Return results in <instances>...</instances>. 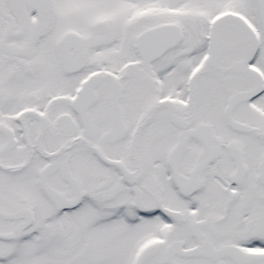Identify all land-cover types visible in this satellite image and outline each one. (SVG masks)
Returning <instances> with one entry per match:
<instances>
[{
	"label": "snow or ice",
	"instance_id": "6c2138e0",
	"mask_svg": "<svg viewBox=\"0 0 264 264\" xmlns=\"http://www.w3.org/2000/svg\"><path fill=\"white\" fill-rule=\"evenodd\" d=\"M0 264H264V0H0Z\"/></svg>",
	"mask_w": 264,
	"mask_h": 264
}]
</instances>
